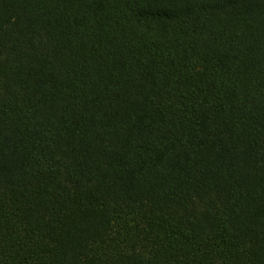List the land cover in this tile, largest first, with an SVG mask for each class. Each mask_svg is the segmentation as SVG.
Listing matches in <instances>:
<instances>
[{
    "label": "trees",
    "instance_id": "trees-1",
    "mask_svg": "<svg viewBox=\"0 0 264 264\" xmlns=\"http://www.w3.org/2000/svg\"><path fill=\"white\" fill-rule=\"evenodd\" d=\"M0 264H264V0H0Z\"/></svg>",
    "mask_w": 264,
    "mask_h": 264
}]
</instances>
